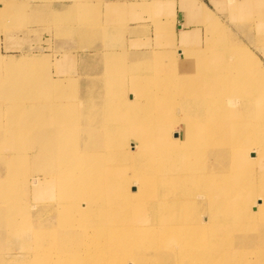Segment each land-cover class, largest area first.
I'll return each instance as SVG.
<instances>
[{
    "label": "bare ground",
    "instance_id": "obj_1",
    "mask_svg": "<svg viewBox=\"0 0 264 264\" xmlns=\"http://www.w3.org/2000/svg\"><path fill=\"white\" fill-rule=\"evenodd\" d=\"M8 2L11 4L1 6V18L15 19L23 7L20 10L13 1ZM77 3L65 7L60 17L69 20L73 8L91 11L94 6L84 0ZM28 6L34 16L42 14L38 5ZM93 21L88 15L82 24V35L89 44L93 27L100 26L105 32L101 23ZM244 33L251 35L252 31ZM206 35L208 39L213 36L214 42L226 33L221 24L213 22L207 26ZM168 36L173 43V35ZM214 50L219 52L221 48ZM178 52L183 60L170 58L173 70L163 74L154 69L150 60L142 58L143 54L137 55L138 62L129 64L128 54L121 51L114 60L118 59L116 65L124 76L114 80H108L107 65L101 59L102 71L84 78L80 95L78 83L72 78H45L46 56H22L18 61L0 58V100H6L15 88L33 90L29 96L18 93L19 101L30 98V104L0 108V124L8 121V126L0 129H5L13 142L11 145L6 139L4 145L7 149L16 145L18 134L22 139L19 145L28 141L34 143V148L39 147L29 154L24 152L20 159L12 150H0V227L8 222L9 227L28 224L32 228L38 243L33 250L35 264H71L67 259L74 235L83 237L78 244L82 257H100L102 264H123L125 259L133 260L129 258H134L133 263L160 264V260L169 261L167 258L175 254L180 260L173 264H215L224 247L213 243V230L229 236L231 246L237 242L234 248H240L231 253V258L227 257V264H264V188H254L245 178H260L264 172V147L260 140L264 136V75L259 79L244 69L247 63L255 65L256 61L245 46L220 51V58H214L219 67L213 64V69L230 77L228 81L219 76L213 81L211 73L201 70L200 62H194L195 52ZM27 71L37 73L43 80L35 79L41 88L35 89L30 80L22 81ZM12 79L21 82L15 84ZM202 80L213 81L212 92L201 94L194 90ZM122 83L127 91L124 95L119 94ZM50 90L67 97L77 93L74 95L82 99L81 117L72 108H60L54 103L43 109L51 101L47 95ZM104 90L118 95L105 98ZM156 90L161 95L157 94V102L149 105L143 94H156ZM195 99H203L204 104ZM106 101L118 109L117 127L116 119L108 125L102 119L114 111ZM155 105L166 109L155 113ZM179 105L185 106V112L177 121L169 108ZM6 114L8 118L2 117ZM151 121L155 123L149 125ZM77 122L83 123L79 132L61 128ZM33 126L37 130L26 139ZM218 135L223 139L216 140L214 136ZM78 140L83 143L82 154L57 152L58 147L67 148ZM108 157L116 158L112 161L118 165L104 163ZM29 160L37 164L29 165ZM6 170L15 173L20 182L31 176L30 172H36L37 178L34 182L24 179L23 191L13 196L18 184L12 183ZM39 176L52 192L56 194L58 190L62 194L63 204L57 203L54 210L51 207L47 211L50 198L30 199V190L43 183ZM46 179H51L50 183ZM213 196L221 198L220 206H216ZM11 203L19 205L13 207ZM43 211L46 212L42 214ZM213 224L218 227L213 228ZM247 245H252V250L243 248ZM249 254L256 256L252 263ZM54 258L61 261L52 262ZM93 262L89 260V264Z\"/></svg>",
    "mask_w": 264,
    "mask_h": 264
},
{
    "label": "rangeland",
    "instance_id": "obj_2",
    "mask_svg": "<svg viewBox=\"0 0 264 264\" xmlns=\"http://www.w3.org/2000/svg\"><path fill=\"white\" fill-rule=\"evenodd\" d=\"M11 1H13V4L20 6V10L23 7V11L19 13V15L15 19L7 20L5 18H1L0 15V58H12L15 61H18L22 56H46L48 59V67L45 71H47L48 75L45 76V78L49 80L50 78L58 80L60 79V77L65 78V75L71 78H73V76L75 75H79L80 77H76L77 80L79 78L77 92L79 95L81 93L80 90L83 84L81 80V74L85 73V75L87 76L88 70L90 72V74H88L89 76L95 75L97 73L99 74L103 68L100 53L110 51H112V53L121 51L126 52L128 54L126 62H128L129 64L138 62L136 60L137 55L139 56L141 52H146L145 57L148 61L150 60V62L153 63L155 67H153L154 69H159L163 74H169V71L173 70V66L171 65L172 61L170 60V58H176L180 62V60L183 59L182 56H179L181 52H178V50H190L197 54L196 58L193 57L194 62H200L203 65H199V67L202 66L201 70H204L208 74L211 73L210 75L213 77V81L216 79L217 76L221 77V80L223 81H228L230 77L219 74L220 72L217 69H213V64L219 67V61L216 62V59L220 58L218 53L220 51L225 52L230 48H235L237 46H245L254 54L256 61L255 65H250V63H247V66L244 69L253 72L254 75L258 77L261 74L264 75V0H193V2H196L197 5H200V3L202 2L205 3L206 7L209 9L208 13L211 14V16L213 17V22L221 24L222 28L225 29L226 35L221 36L218 40H215L213 42L211 41V39H213V36H210L209 39L206 37L207 35L205 34V32L207 28L204 24L203 27L205 28V32L203 36H191L180 34L179 39H174L173 43L170 41V37L168 35L172 34L175 38V10L176 5L178 3H181V0H84L86 3L91 2V4L94 5L92 6L93 9L89 11L87 8L82 7H79L78 9L73 8L74 13L72 14L69 20L60 17L64 15L62 13L64 12L65 7H71V5H78L80 2H77L83 0ZM127 1L129 2V4L126 3ZM7 4L10 5L11 3H9L8 0H0V9L1 6L4 7ZM32 4L41 7L40 10H42V14L40 16H34V14L29 11V8L31 6L29 7L28 5ZM114 5L115 7H113ZM92 7H90V9ZM110 8H115L116 10L110 11ZM106 9L108 11H106ZM52 11H54L56 14H60L59 17L55 16L56 14L52 15ZM107 14L110 15V18L112 19L116 17V20L114 19L117 26L116 37H111V43H109L108 45L106 43L105 45L107 33H103V28H101L100 26L99 28L98 26H95L93 28L92 26H90V28H92V33L90 35V40L92 39V43L89 44L84 35H82V24L84 22V18L89 15L95 20V22L102 24V21L105 22L107 20L105 19V16L107 17ZM197 26L201 25L197 23ZM249 30L252 31L251 35L244 33ZM184 37L189 38V40L192 41L189 44L183 45L181 44V42L182 38ZM219 48H221L220 51L218 50L219 52L214 50ZM117 60L113 61V65L116 68ZM216 70L218 71V73L213 75V73L217 72ZM116 73L117 72H114L112 74ZM170 73L171 76H175V74H172V72ZM29 74L31 73H29L28 71L24 72L25 76L22 81H24L25 79L30 80L34 83L35 89L41 88V84L35 82L36 77L41 80L37 73L32 72L31 75ZM123 76L124 72H121L120 74L113 76V78L117 79ZM12 80L15 84L21 82L17 79ZM213 81L206 82L205 80H202L198 85H196L194 90L201 94L210 93L213 91L212 87L210 86L213 85ZM102 89H104V86ZM32 91L33 90L25 92V89L18 90L15 88V90L10 93V96L6 100H0V108L9 109L22 104H30L32 99L27 98L26 100L19 101L18 97L20 93H24L29 96ZM126 93L127 91L125 89V84H120L119 94L124 95ZM154 93L156 94H153L151 91H149L148 94H143V97L149 105L157 102V94L161 95V91L158 92L156 90L154 91ZM59 94L60 93L56 95L55 92H52V90H50V93H47V95L51 98L50 103H45L46 105L44 107H38H42L43 109L50 108L49 106H53L54 104H56L60 108L70 107L74 110L75 115L81 117L80 105L82 103V99L80 97H76L74 94H72L70 97L61 96ZM111 94L118 95L117 92L108 93L107 90H104L103 96L106 98L108 95ZM238 94L240 96L244 95L242 91H238ZM174 95L177 96L178 92L174 91ZM196 100L204 104L203 99H195V101ZM106 103L110 104L114 108V111L109 117L106 116L102 119L104 120L106 125H108L113 119H116L115 127H117V125L120 124V118H118V109L112 102L110 103V101H106ZM181 106L182 105H179V108L177 106L169 108V112L173 113V116L176 118L175 120L177 121L180 120V118L182 117V112H185V106L180 108ZM165 109L166 108L164 106L160 105H155L153 107V111L155 113ZM207 110L211 111L209 107H207ZM155 116L157 118L156 114ZM2 117L8 118V114ZM165 117L166 116L163 115V119H165ZM77 121L80 122V120ZM154 123L155 122L151 121L149 125H153ZM0 126L6 128L8 126V121H6L4 124L1 123ZM61 128L65 130H74L73 132H79V130L83 128V123L78 124L77 122L76 124L69 126L62 125ZM36 130V126L30 128V131L25 138L29 139L30 137H32ZM176 130V132L179 131V129ZM0 131V150H12L13 152L11 153L15 154V156H18L17 159H20V157L23 156L24 152L29 151V154L33 150L39 148L38 146L34 148V143L28 141H24L19 145L22 139L16 133L18 138L16 145L7 149L4 145L6 139L10 140L11 145L13 144V142L8 133H6L5 129H0ZM6 134L7 137L5 136ZM214 138L216 140L223 139V137L219 135L214 136ZM67 140L70 141V139ZM260 140L263 142L261 147H264V136L260 137ZM217 147L219 148L218 145ZM57 152L60 154L71 153L72 155H78V153L82 154V140H78L77 142H75L74 145H71L69 143V146L67 148L58 147ZM112 159L116 158L108 157L106 159V162L104 163H107L109 165H118V163L116 161H112ZM33 164H37V162L29 160V165ZM71 164L73 165V162ZM6 173L8 175H11L12 183H14L13 181H16L15 184H18V187H16L14 190L15 194L13 196H18L19 193L21 194V192L23 191V185L21 183H24V181L26 180L34 182V180L37 178L36 172L33 173V175L32 172H30L31 176L24 177L22 179V182H20L21 180L18 179L15 173L7 170ZM39 178L41 181H43V183L42 185H40L39 183L37 185L38 188L30 190V199L33 200L35 196H39L43 199L47 198L48 201V199L50 198L52 203L46 205L49 208V210L47 211H50L51 207L54 210L53 207L57 205V203L63 204L62 194L58 190V193L56 194L52 192V190L50 189V185L47 182H44L45 179H43L42 176H39ZM245 178H248L252 182L254 188H264V172L260 173V178H250L246 175ZM46 180H48L50 183L51 179ZM163 187L165 189V185ZM215 191L213 193H215ZM49 193H54V195L51 196ZM27 196L28 194L26 195V199L28 200ZM213 201H215L216 206L221 205V198H217L216 196L214 197ZM53 202L54 205L52 206ZM17 205L19 204H10V206L13 207H17ZM30 211L34 212L33 209H30ZM45 212L46 211H43L42 214H44ZM214 213L216 212H213V214ZM49 217L50 215L48 214L47 218ZM259 223L260 226L263 225V222ZM27 225H17L15 227H9L8 222H5L4 226L0 227V264H35V262L33 261V255L35 254L33 253V250L34 245L36 248L38 246V243L35 240L36 236H32V228ZM214 227L218 226L213 224V228ZM55 228H57V225ZM222 235V233L213 230V243L224 247V249L222 250L223 253H219L220 255L215 258V264H227V257L231 258V253L240 249L234 248L237 242H235L231 246L232 242H230V237ZM214 238H218L217 243L214 242ZM61 239L63 240L64 237H62ZM82 239L83 237L78 235H74L72 237L71 243L73 244V249L70 251V254H68L70 256H68L67 260L71 264H89V260L90 262L95 261L92 264H98V262L99 264H102V258L100 257H95V259H93L94 257H92L91 259L86 258L84 256L82 257V255L84 254H82L81 248L79 246L82 242ZM222 243L225 244L223 245ZM242 245L245 246L244 244ZM242 245L238 244V246ZM74 246H77V248H74ZM251 246L252 245H247L243 248H246L247 250L251 249L249 248ZM44 247L47 248L48 245H44ZM173 249L176 250V248L174 247ZM249 255L251 259L250 262L252 263L256 256H253L251 254ZM177 256L179 255L175 254L171 258H167L169 259V261H165L164 259H162L160 260V264L176 263V261L180 260V258ZM129 259L134 260V258ZM54 260L60 262L61 258H54L52 262H54ZM133 260L131 261L125 259L123 261V264H127V262L133 263ZM244 262L247 263L246 261ZM104 263L106 264V262ZM147 263L149 264V261H141L139 263L136 262L133 264Z\"/></svg>",
    "mask_w": 264,
    "mask_h": 264
},
{
    "label": "crops",
    "instance_id": "obj_3",
    "mask_svg": "<svg viewBox=\"0 0 264 264\" xmlns=\"http://www.w3.org/2000/svg\"><path fill=\"white\" fill-rule=\"evenodd\" d=\"M208 10L209 9L206 7L204 2L200 3V5H197V3L193 2V0H181V3H178L176 5V10H175V17H174L175 18V38L174 39L178 40L180 34L191 35V36L193 35L203 36L205 32V28L203 27V25L205 24L207 28L208 25L213 23V17L211 16V14L208 13L209 12ZM110 17L111 16L107 14V17L105 16V19L107 20L105 22L102 21V26L105 29V33H107L105 45L106 43L107 45L111 43V37H116V34H117V26L113 23L116 17L114 19ZM197 23L200 24L201 26H197ZM112 30L116 32H113ZM191 41L192 40H189V38L184 37L182 38L181 44L183 45L189 44ZM183 50H186V49H183ZM110 52H105V53L101 52L100 56H101V59H103V61L107 65L106 74H107L108 80H114L113 76L118 75L121 72H123L121 69H119L118 67L116 68L113 65L114 59L119 58L121 52H114V53H112V51ZM140 54L141 55L143 54L144 57L146 56V52L145 53L141 52ZM144 59H146V57ZM114 72H117V73L112 74ZM88 74H90L89 70H88ZM85 76H86L85 73L81 74L82 83L85 81L87 77ZM64 77L68 78L69 76L65 75ZM76 77H80V76L75 75L73 76L72 79L76 80L78 83L79 78L77 80ZM61 78L63 77H60V79Z\"/></svg>",
    "mask_w": 264,
    "mask_h": 264
}]
</instances>
